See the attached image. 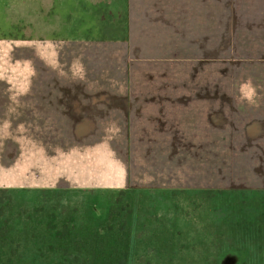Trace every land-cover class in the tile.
<instances>
[{"label":"rangeland","instance_id":"1","mask_svg":"<svg viewBox=\"0 0 264 264\" xmlns=\"http://www.w3.org/2000/svg\"><path fill=\"white\" fill-rule=\"evenodd\" d=\"M231 1L217 14L247 18L137 19L132 51L73 47L68 76L51 56L39 67L25 61L17 78L35 109L0 107V188L29 197L67 187L80 197L63 184L77 180L105 216L109 196L143 186L156 218L177 229L179 251H165L163 264H204L198 242L202 257L188 252L190 230L204 226L199 211H184L190 190L264 191V2ZM123 15L124 0H0V48L13 45L18 59L53 40L124 37ZM81 54L85 70L73 76ZM101 137L107 143H91ZM161 175L176 180L146 179ZM242 259L225 251L215 261L254 264Z\"/></svg>","mask_w":264,"mask_h":264},{"label":"trees","instance_id":"2","mask_svg":"<svg viewBox=\"0 0 264 264\" xmlns=\"http://www.w3.org/2000/svg\"><path fill=\"white\" fill-rule=\"evenodd\" d=\"M122 19L124 37L84 40L127 41L125 13ZM99 142L107 143L104 137L91 143ZM167 178L176 180L173 175L146 179L166 186ZM76 190L83 194L73 197L67 187L45 188L27 197L23 192L0 188V264H163L171 261L165 251H179L180 246L174 244L177 229L156 218L145 187L128 186L109 196L105 216L96 214L93 189L85 186ZM194 195L197 201H193ZM189 196L184 211L189 215L199 211L204 220V226L195 228V233L193 227L190 230L188 252L192 260L195 253V258L197 253L202 257L201 251L196 252L198 242L204 249V264H209L211 249L220 254L225 244L244 251L243 263L264 264V192L208 188L190 190ZM210 219L214 220L211 225ZM211 259L216 264V258Z\"/></svg>","mask_w":264,"mask_h":264},{"label":"crops","instance_id":"3","mask_svg":"<svg viewBox=\"0 0 264 264\" xmlns=\"http://www.w3.org/2000/svg\"><path fill=\"white\" fill-rule=\"evenodd\" d=\"M260 2H264V0H258ZM231 0H124V13L128 19V27L129 34L128 40L125 42L118 43H110V42H88L82 40H53L49 44L52 47L47 45L43 46V44H37L38 47L33 50H29V55L23 56L22 52L17 55L18 59H16L15 50H13V45L9 44L6 49L0 48V107L2 106H11L20 108L22 106L28 107L30 110L35 109V105L30 102V98L22 97L21 91L22 86L20 84L19 78L17 75L20 74V66L26 61V64L30 63L32 66L39 67L45 62L49 61V56H51V64H57L58 68L66 74L69 75L70 69L73 68V63L69 64L67 60H71V56L74 54L77 56V53L74 52L73 47H82L81 51L87 48H99L100 44L109 43V45L120 46L121 44L129 45V49H133L134 42H137L139 39V34L137 33V29L135 30L134 21L137 19L148 20V19H195V20H213V19H223V18H247L241 16H232V15H221L217 14V11L226 8V10H230L232 7ZM219 6V7H217ZM264 13V11H262ZM99 46V47H98ZM128 49V48H127ZM158 50H163L158 48ZM39 52V53H38ZM70 52L69 59L60 57V54L63 53L65 56ZM74 52V53H72ZM53 54H59L56 56L55 60H53ZM132 56L134 54L131 53ZM82 56V61L75 66L74 70H77L73 76L83 75L80 73V69L85 70V64H83L84 57ZM141 57V56H140ZM42 59V60H39ZM73 59V58H72ZM73 70V71H74ZM72 72V71H70ZM16 78V80H15ZM29 80L27 81V84ZM46 145L50 146L51 142ZM52 146V145H51ZM63 184H66L68 187H85L87 185L79 183L77 180H72L67 183V180H64ZM62 183V182H60ZM208 189V188H207ZM217 189V188H214ZM223 190H240L235 188H225ZM243 191L244 193L246 191ZM252 192H264L259 190H253L247 193ZM225 244L224 248L218 254L215 253L214 249H211L210 252L215 253V258H219L223 252L225 251H235L238 254H241L243 258H245V253L243 250L236 248H227ZM213 250V251H212ZM210 255V257L212 256ZM212 256V257H213ZM230 258V257H228Z\"/></svg>","mask_w":264,"mask_h":264}]
</instances>
